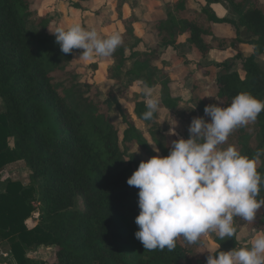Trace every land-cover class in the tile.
I'll return each mask as SVG.
<instances>
[{
	"label": "trees",
	"instance_id": "1",
	"mask_svg": "<svg viewBox=\"0 0 264 264\" xmlns=\"http://www.w3.org/2000/svg\"><path fill=\"white\" fill-rule=\"evenodd\" d=\"M34 1L0 0V100L4 107L0 112V175L5 166L20 160L30 171L29 186L9 180L0 190V239L9 244L12 264H35L26 251L41 246L54 248L53 264H206L209 252L218 254L242 247L234 226L232 238L221 240L207 233L215 244L210 251L204 236L193 244L179 238L172 251L144 249L135 237L139 230L135 223L140 211L139 189L128 185L127 180L141 161L157 154L167 156L172 144L158 127L157 112L152 120L142 118L147 110L143 84L153 89L161 85L165 93L159 107L176 115L182 101L181 94L174 95L169 89L167 63L157 50H177V38L182 36L192 58H204L214 49L207 36L229 40L233 47L241 42L244 29L251 36L248 43L256 54H261L264 11L257 0H226L238 15L237 20L217 18L203 8L200 14L205 23L197 19L199 13L197 20L187 18L181 1L167 13L165 21L154 26L159 33L162 28L168 32V39L162 38V44L157 42L155 47V35L150 31L129 46L130 34H122L123 43L117 48L120 62L111 71L114 84L107 88L105 99L98 91L76 96L75 76L61 65L67 54L61 52L55 40L43 49L33 45L41 35L36 27L25 24L22 15L35 12ZM211 21L227 24V30L217 27L211 32L206 25ZM239 57L214 65L213 103L227 107L240 92L264 101V70L252 56L235 66ZM128 61L132 64L124 75L129 81L123 89H137L130 98L113 91L121 85L119 68ZM83 88L84 94L90 92L88 82ZM229 145L250 158L264 150V111L250 126L233 130L220 147ZM261 161L257 171L264 177V155ZM259 198H264V184ZM261 208L253 222L244 221L248 231L264 232V206ZM35 214L37 222L29 224Z\"/></svg>",
	"mask_w": 264,
	"mask_h": 264
},
{
	"label": "clouds",
	"instance_id": "2",
	"mask_svg": "<svg viewBox=\"0 0 264 264\" xmlns=\"http://www.w3.org/2000/svg\"><path fill=\"white\" fill-rule=\"evenodd\" d=\"M50 32L63 54L83 50L73 60L110 57L123 43L118 32L105 37L80 23L59 25ZM141 91L147 109L142 118L152 120L160 98L146 83ZM262 111L264 101L249 92L237 94L227 107L206 105L204 116L191 120L189 138L172 141L167 156L157 154L139 163L127 184L139 189L135 237L144 249L172 251L179 238L193 244L209 232L221 240L232 238L234 217L254 221L264 206V198L258 199L264 177L257 171L264 150L250 158L234 146H220L233 130L254 122ZM170 134L176 133L170 129ZM216 253L209 252L206 264H264V233L255 234L250 246Z\"/></svg>",
	"mask_w": 264,
	"mask_h": 264
},
{
	"label": "rangeland",
	"instance_id": "3",
	"mask_svg": "<svg viewBox=\"0 0 264 264\" xmlns=\"http://www.w3.org/2000/svg\"><path fill=\"white\" fill-rule=\"evenodd\" d=\"M93 0H35V12L25 17L23 14V20L28 27H36L41 37L34 41L35 47L44 48L51 41L55 40V35L50 31H55L59 25L69 26L73 23H80L88 29H96L102 36H109L114 32L121 34L129 33L130 37L126 46L134 45L136 40L142 37L146 32L150 31L155 35L152 46L155 47L157 42L161 45V39H168L167 28H162L159 31L153 29L159 22L165 21L167 13L174 9V6L179 2H183L182 11L189 19H196L201 9L206 8L212 12L217 18H226L231 20H237L238 15L232 8V6L226 0H218L217 2H210L209 0H109L110 7L104 6L106 10L103 15L101 13V3H92ZM257 4L262 7L264 11V0H257ZM99 6V8H98ZM109 10V15L107 14ZM142 12V13H141ZM199 13V14H198ZM198 14V15H197ZM142 22V25L137 29L133 26V22L137 20V16ZM42 19V22L39 21ZM201 19L205 23V17L201 16L197 18ZM196 19V20H197ZM139 21V20H138ZM208 29L212 32L215 28L227 30V24L219 22H209L206 24ZM147 26V28L145 27ZM157 28V27H156ZM215 36V35H214ZM146 38V37H145ZM218 38V37H217ZM213 38L207 36V42H210L214 49L208 52L204 58L193 59L187 45L185 44V37L178 36L176 41L177 50L167 47L165 49H158L157 54H160L162 60L167 61L166 70L169 72L170 84L169 89L174 95H182V101L177 108V115L173 111L166 110L159 107L157 124L160 131L166 136L169 143L172 141L184 138H189V125L193 117L204 116V108L206 105L213 104L215 100V75L217 69L215 64L221 63L227 59H233L239 54L240 60L235 61V66L240 64V61L248 56V50L250 48V55L261 69L264 70V49L261 54L255 53L253 45L249 44L251 36H249L244 29H241V42L233 47H230L229 40L224 42L219 38ZM149 41V39H146ZM221 42L225 43L224 49L220 48ZM48 43V44H47ZM136 48V47H135ZM138 52L143 51L141 47H137ZM81 49H74L73 53L67 54V59L61 61V65H64L66 71L72 73L75 76L77 87L75 90L76 96L81 95H93L94 92H100L101 98L105 99V92L107 88L113 86V80L110 78L111 71L115 69L121 58V54L116 51L110 57H94L90 60H73L78 59L82 54ZM126 55L129 52L126 51ZM159 64V62H156ZM132 62H124L120 66L121 71L120 83L121 85L113 88L114 92H123L124 97H132L135 91L129 89H123L129 81V78L124 75V72ZM88 82L90 92L84 94L85 88L83 85ZM140 90V89H139ZM193 91V94L190 91ZM195 90V93H194ZM79 92V93H77ZM165 93L163 87L158 85L154 90V95L159 96L160 101ZM79 94V95H78ZM180 95V96H181ZM4 111L3 104L0 100V112ZM115 113L112 112V117L115 118ZM117 119V117H116ZM210 121V117H205ZM251 122L248 124L250 126ZM170 129H173L175 135L170 134ZM146 130V128H142ZM12 146V141H9ZM18 181L24 186L30 185V171L23 160L14 162L5 166L1 170L0 175V190H3L7 181ZM81 206L79 202V207ZM262 208L257 210V213H261ZM243 218L234 217V226L237 228V241L244 247L250 246L251 240L255 234L261 233L255 230L248 231L244 225ZM36 214L32 216L29 224L36 223ZM213 233V232H212ZM264 233V232H262ZM217 235L216 233H213ZM209 240L210 250H213L215 244L212 239L207 235H203ZM3 241V240H2ZM6 242V241H5ZM7 243V242H6ZM8 247L9 244L7 243ZM10 248V247H9ZM42 251L37 255H34L32 261L35 264H53L54 262V248L44 246ZM31 249H27L26 252ZM33 255V254H32ZM125 256L130 259L131 254L125 252Z\"/></svg>",
	"mask_w": 264,
	"mask_h": 264
},
{
	"label": "crops",
	"instance_id": "4",
	"mask_svg": "<svg viewBox=\"0 0 264 264\" xmlns=\"http://www.w3.org/2000/svg\"><path fill=\"white\" fill-rule=\"evenodd\" d=\"M91 1V0H90ZM100 2L101 3V9L103 10V12L101 13V16L103 15V13H104V11L106 10V8L104 7V6H108V7H110V2H109V0H93L92 1V3H97V2ZM123 2L125 1V0H122ZM173 0H170V2H172ZM147 2H148V0H147ZM98 8H99V6H98ZM142 13V12H141ZM107 14L109 15V10H108V12H107ZM137 16V15H136ZM139 20V21H138ZM131 22H133V26L137 29V27L138 26H140V25H142V22H141V20L139 19V16H137V20H135V21H132L131 20ZM146 28H147V26H145ZM167 50V48L165 49V51ZM213 50V49H212ZM211 50V51H212ZM211 51H209V52H211ZM249 52H248V56L251 54L250 52V48H249V50H248ZM247 56V57H248ZM161 60H162V58H161ZM164 62H166L167 63V61H165L164 60ZM155 90V89H154ZM247 233H249V231H246ZM241 246H243V245H241ZM41 248H44V246H41V247H39V248H37V249H35V250H33V249H31L30 251H33V252H26V256L29 258V259H34V255H38L41 251H42V249ZM33 254V255H32ZM12 263H14V259H13V256H12V254H11V251H10V248L8 247V245H7V243L5 242V241H2L1 239H0V264H12Z\"/></svg>",
	"mask_w": 264,
	"mask_h": 264
}]
</instances>
